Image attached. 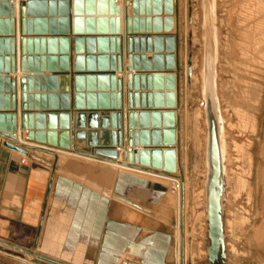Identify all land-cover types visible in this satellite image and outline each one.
Here are the masks:
<instances>
[{
    "label": "crops",
    "instance_id": "obj_1",
    "mask_svg": "<svg viewBox=\"0 0 264 264\" xmlns=\"http://www.w3.org/2000/svg\"><path fill=\"white\" fill-rule=\"evenodd\" d=\"M15 5L14 16L8 13L5 17L4 4L0 0V38L13 37L15 39L13 53L14 64H9L6 70L5 45L0 44V112L15 113L17 124V137L28 139V130L22 127L23 113H70V149L51 146L30 140L37 145H43L31 149L28 155H24L12 148L5 141L6 134L0 131V264H178L172 255L174 244V232L170 222L165 217V203L168 197V179L156 177L148 173H140L137 167L140 164H129L127 153L134 148L140 149L142 145L129 147L123 137L121 147L116 146L118 157L108 159L95 155L98 148H112L101 146L109 140V121L104 122L103 116H108L110 111L117 110L125 113L128 110V74H136L138 78L137 89L133 88V94H138L139 107L136 110H160V112H175L176 144L173 146L178 154V167H180V142L182 123V104L184 80V62L186 60V48L182 42V27L184 23L183 8L180 0H173L174 12L173 27L165 31L166 16L164 6H161V14L154 15L153 6H150V14H147V5L141 6L137 1V12L134 14V0H114L116 6H120V33H111L115 27V14L111 15L109 5H98L99 0H83L94 2L92 9L84 5L81 15L82 29L85 33L79 36L94 37L116 36L120 49V72H111L115 75L113 82L115 90H112V80L108 78L103 85L94 82L93 90L88 91L85 84L82 94L83 108H76L75 88L72 74L74 72V34L72 19L76 16L73 1L70 0V26L67 37L66 54L69 57V72H52L48 67V56H60V44L49 46L50 24L45 25L46 35H30L33 39L28 55V48H23L21 43V16L18 10V0H13ZM130 2V5H126ZM131 9L130 18L137 19V37H166L172 36L175 41L174 69H167L165 62L168 52L165 43L162 42V51L155 52L153 40L150 47L145 42L144 48H139L137 55L144 56L145 61L152 63L154 54H161L163 68L142 70L140 62L137 69L131 72L127 70V19L128 9ZM14 18V34H5V20ZM57 21L58 17H54ZM111 18L113 21L111 22ZM155 18H160L162 31L154 32L156 28ZM101 19V20H100ZM105 19V20H104ZM143 19V22H141ZM59 23H55L58 30ZM143 28V32H141ZM150 30V31H148ZM92 31L93 33H86ZM101 32V33H98ZM28 36V35H27ZM28 38V37H27ZM34 38L38 42L35 44ZM41 38L44 44L41 43ZM58 38V37H57ZM26 50V51H24ZM93 53H87L86 42L83 44V66L87 64L86 57H94V65H98V56H106V66L111 64V42L94 43ZM25 52V53H24ZM102 52V53H100ZM11 53V51H9ZM32 58V71L22 70L21 58ZM38 58V62H35ZM42 58L44 67H42ZM37 65V67H36ZM59 68L60 61L56 60ZM135 68V67H134ZM37 69V70H36ZM88 74V72H84ZM156 73L175 74L176 107H154V98H151L152 107H148L147 94L156 92L154 81H150L151 90H148L147 75ZM94 74H99L95 71ZM58 75V80L50 81L49 77ZM62 75H68V80H61ZM143 75L144 81L141 80ZM32 76V82L27 89L31 100L26 102L28 109L22 108V83L20 79ZM5 77L13 81V89L6 93ZM119 82V87H118ZM143 84V85H142ZM69 86V91H65ZM144 88V89H143ZM166 92V88L161 90ZM68 93L69 98H63ZM119 93V108H112L117 104ZM6 94L8 98L6 99ZM11 94H15V109H6V104H11ZM87 94H94V101H88ZM99 94H106V101L99 100ZM113 94V96H112ZM141 94L145 107H141ZM29 104H31L29 106ZM96 106L88 108V106ZM106 105L108 108H99ZM69 106V108H65ZM31 107V108H29ZM122 121H125L124 114ZM56 132L59 131L60 119H55ZM162 124V123H161ZM148 129L151 130V119L148 118ZM45 132H48V120L45 119ZM163 127L160 126L159 129ZM125 133V132H124ZM148 146H152L151 144ZM158 147L164 149V145ZM40 153L41 155H39ZM63 153L94 160V165L88 164L79 168L71 164L62 165L59 157ZM152 168V167H149ZM177 171L173 175H177ZM261 201L264 194H261ZM255 243L258 244L259 256L264 259V209L262 210L258 224L255 226ZM19 254V255H16Z\"/></svg>",
    "mask_w": 264,
    "mask_h": 264
},
{
    "label": "rangeland",
    "instance_id": "obj_2",
    "mask_svg": "<svg viewBox=\"0 0 264 264\" xmlns=\"http://www.w3.org/2000/svg\"><path fill=\"white\" fill-rule=\"evenodd\" d=\"M180 1L186 48L180 167L177 180L166 181L164 206L174 232L172 255L178 264L208 263V126L203 103L210 46L228 153L223 200L225 264H264L254 240L264 209L260 199L264 194V0ZM59 161L79 168L96 163L75 155H60Z\"/></svg>",
    "mask_w": 264,
    "mask_h": 264
},
{
    "label": "water",
    "instance_id": "obj_3",
    "mask_svg": "<svg viewBox=\"0 0 264 264\" xmlns=\"http://www.w3.org/2000/svg\"><path fill=\"white\" fill-rule=\"evenodd\" d=\"M4 4L5 17H8V13L14 16L15 5L10 3V0H2ZM147 5V14H150V6H153L154 15L161 14V6H164V11L166 16V26L165 31L168 32L173 27L172 15L174 12L173 0H141V6L143 3ZM94 2H84L83 0H74L73 6L75 9V17L72 19V27L74 34L78 35L74 38V51L76 55L74 56V72L73 82L76 91L75 94V105L76 108H83V100L86 95L82 94L84 91L85 84L88 87V91L93 90L94 82L97 80L100 85H103L108 78L112 80V90H115L113 82L115 81V75L109 74L108 72H120L121 68V56L120 49L118 48V37L116 36H99L94 37H82L79 36L85 31L82 29V18L78 17L81 15L84 5L87 8L93 7ZM109 5V11L111 15L115 14V27L111 28V33H120V6H116L114 0H99L98 5ZM70 0H22L18 1V10L21 16V43L24 49L28 48V55H30L31 44L33 39L30 35H46L45 25L48 21L50 24V35L53 38H48L49 46H54L56 42L60 44V56H48V67L52 72H69V57L66 55L68 53L67 49V35L69 34L70 26ZM134 14L136 15L137 1L132 2ZM126 5H130L127 2ZM131 9H128L127 19V51L126 58L128 60L127 70L131 72L133 69H137L138 62H140V67L142 70L150 69V65L156 70L162 69L164 66L162 64L161 54H154L152 57V63L144 60V56L137 55L139 48L143 49L145 42L147 47H150V41L153 40L154 51L161 52V43H165L166 51L169 53L166 56V68L174 69V54L175 41L174 37L166 36L154 37H137V19L130 18ZM54 17H58L57 21ZM111 18V22L113 21ZM101 20V19H100ZM105 20V19H104ZM59 23L58 30H55V23ZM143 22V19H141ZM156 28L154 32L162 31L160 26V18H155ZM5 34H14V18H7L5 20ZM143 28L141 32H143ZM150 31V30H148ZM86 33H93L92 31H87ZM101 33V32H98ZM28 35V36H27ZM28 37V38H27ZM58 37V38H57ZM41 43L44 44L43 38H41ZM97 40L99 44H106L108 40L111 42V53H117L111 55V64L106 66V56H98V65H94V57L87 56L85 59L87 64L83 66L84 57L82 56L83 44L86 42L87 53H93L94 43ZM4 42L5 45V62L6 70L9 69V64L11 66L14 64V58L9 56L13 53L15 39L13 37L0 38V44ZM35 44L38 42L37 38H34ZM11 51V53H9ZM26 51V50H24ZM25 53V52H24ZM102 53V52H100ZM60 61V66L57 68L56 60ZM44 60L42 58V67H44ZM32 58L30 56H23L21 58L22 70L28 69L32 71ZM35 62H38V58H35ZM37 67V65H36ZM135 67V68H134ZM37 70V69H36ZM191 70V68H190ZM97 71L99 74H94ZM84 72H88L85 74ZM191 72V71H190ZM58 75H53L49 77L50 81L58 80ZM138 76L136 74H128V110L125 113L121 111L112 110L108 116H103V121H109V140L103 142L101 146L112 148H98L95 150V155L105 157L108 159H116L118 157V152L116 146L121 147L123 144V137L126 134V141L124 142L130 148L136 146L137 144L142 145L140 149L134 148L129 150L127 153V161L129 164H140L145 167H152L156 169H162L169 173H175L178 167V154L175 147L176 144V129H175V112L173 109L169 111L160 112V110H136L139 107L138 104V94H133L132 90L135 87L137 89ZM142 82L144 81V76L141 75ZM61 80H68V75H62ZM0 77V81H1ZM6 93H10L13 87V81L8 77H5ZM148 80V90H151L150 81H154V90L156 92L147 94L148 97V107H152L151 98H154V107H163L166 105L169 108L176 107V92H175V74H162L156 73L152 76L147 75ZM22 83V108L28 109V104L26 103L31 97L27 95V89L30 87L32 82V76L27 78L23 77L20 79ZM143 85V84H142ZM119 87V82H118ZM69 86H67L65 91H69ZM166 88V92H162ZM144 89V88H143ZM216 84L214 78V68L210 65L206 68V88L204 94V103L206 110V119L208 126V162H209V173L207 177L206 184V209H207V224L208 230L207 235L209 238V245L207 247V258L209 264H225L226 263V245H225V233H224V173H223V162L220 147V121L218 117V107L216 101ZM64 98H69V94H63ZM8 94H6V99ZM100 101H106V94H99ZM113 96V94H112ZM117 96V104H112V108H119V93ZM146 95L141 94L142 102L141 107H145L144 98ZM1 98V97H0ZM88 101H94V94H87ZM31 104H29L30 106ZM15 94H11V104H6V109H15ZM96 106H88V108H95ZM99 108H108L106 105H99ZM31 108V107H29ZM65 108H69L66 106ZM2 109V108H0ZM124 114L125 121H122ZM58 117L60 119L59 131L56 132L55 119ZM48 120V132H45V119ZM148 118L151 119V130L148 129ZM162 123V124H161ZM162 126V129L159 127ZM22 127L28 130L27 137L32 141H36L42 144H48L51 146H58L63 149H70L71 144V134H70V113L69 112H49V113H23L22 115ZM0 131L4 132L7 136L11 138L16 137L17 124H16V114L15 113H2L0 112ZM125 132V133H124ZM152 145L151 147L148 145ZM163 144L164 149L158 147ZM12 147V145H10ZM40 147V146H36ZM20 153L27 155V152L23 149L16 148Z\"/></svg>",
    "mask_w": 264,
    "mask_h": 264
},
{
    "label": "built area",
    "instance_id": "obj_4",
    "mask_svg": "<svg viewBox=\"0 0 264 264\" xmlns=\"http://www.w3.org/2000/svg\"><path fill=\"white\" fill-rule=\"evenodd\" d=\"M18 1H22V0H18ZM13 0H10V3L13 4ZM5 141H7V143L9 145H12V148L16 149V148H20V149H23L27 152V155L29 154V151L31 149H35L36 146H43V145H37V144H34L30 141V139H24V138H19L16 137L15 138H11L10 136H5ZM138 171H144V172H147L148 174L150 175H153V176H156V177H161V178H166L168 180H177L176 179V175H173L174 173H169V172H166L162 169H156V168H149V167H137L136 168Z\"/></svg>",
    "mask_w": 264,
    "mask_h": 264
},
{
    "label": "bare ground",
    "instance_id": "obj_5",
    "mask_svg": "<svg viewBox=\"0 0 264 264\" xmlns=\"http://www.w3.org/2000/svg\"><path fill=\"white\" fill-rule=\"evenodd\" d=\"M204 24V23H203ZM214 68V55H213V52L210 50V46H208V50L206 52V59H205V69L207 68L208 65H210ZM215 71V69H214ZM206 72V70H205ZM203 73V72H202ZM214 78H215V75H214ZM216 84V83H215ZM205 88H206V73H205V78H204V94H205ZM216 95V93H215ZM64 98V97H63ZM216 101H217V96H216ZM218 102V101H217ZM202 103V102H201ZM204 106H205V103H203ZM218 107V105H217ZM220 107V106H219ZM218 117H219V121H220V147H221V154H222V162H223V173L224 175H226V171H227V163H228V153L226 151V144H225V136H224V133L225 130L223 131V124H222V117L220 115V112H219V108H218ZM68 156V154L66 153H63L62 154V157H66ZM63 159V158H61ZM63 161V160H62ZM60 162V161H59ZM66 162V161H65ZM63 163V162H62ZM207 163H208V173H209V162H208V153H207ZM142 174L144 173H147V172H144V171H138ZM208 177V176H207ZM177 182V181H176ZM179 184V182H177ZM206 184H207V180H206ZM224 198H225V193H224ZM223 206H224V203H223ZM207 211V209H206ZM207 224V223H206Z\"/></svg>",
    "mask_w": 264,
    "mask_h": 264
},
{
    "label": "flooded vegetation",
    "instance_id": "obj_6",
    "mask_svg": "<svg viewBox=\"0 0 264 264\" xmlns=\"http://www.w3.org/2000/svg\"><path fill=\"white\" fill-rule=\"evenodd\" d=\"M207 264H209V262ZM216 264H218V263H216Z\"/></svg>",
    "mask_w": 264,
    "mask_h": 264
}]
</instances>
